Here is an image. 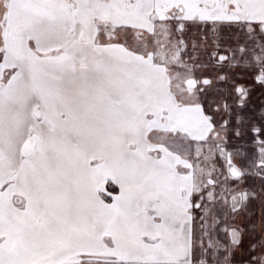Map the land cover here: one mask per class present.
I'll return each instance as SVG.
<instances>
[{
    "label": "snow or ice",
    "instance_id": "1",
    "mask_svg": "<svg viewBox=\"0 0 264 264\" xmlns=\"http://www.w3.org/2000/svg\"><path fill=\"white\" fill-rule=\"evenodd\" d=\"M0 264H264V0H0Z\"/></svg>",
    "mask_w": 264,
    "mask_h": 264
}]
</instances>
